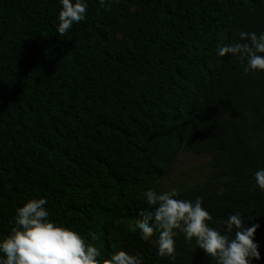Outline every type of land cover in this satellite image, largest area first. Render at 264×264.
Returning <instances> with one entry per match:
<instances>
[{
	"label": "trees",
	"instance_id": "1",
	"mask_svg": "<svg viewBox=\"0 0 264 264\" xmlns=\"http://www.w3.org/2000/svg\"><path fill=\"white\" fill-rule=\"evenodd\" d=\"M86 2L60 35L59 0H0V239L43 197L104 259L214 264L179 230L175 258L159 257L134 227L144 193L187 150L211 154L212 172L177 198L201 197L212 227L237 211L259 224L251 264H264V72L216 54L239 31H264V0ZM123 30L131 47L115 40Z\"/></svg>",
	"mask_w": 264,
	"mask_h": 264
},
{
	"label": "clouds",
	"instance_id": "2",
	"mask_svg": "<svg viewBox=\"0 0 264 264\" xmlns=\"http://www.w3.org/2000/svg\"><path fill=\"white\" fill-rule=\"evenodd\" d=\"M62 5L56 17L60 35L86 18V0H59ZM103 7L107 0H98ZM216 54H231L243 67L245 75L264 72V31H239L234 43L217 48ZM256 186L264 192V168L254 173ZM175 188L166 192L148 190L143 199L150 210L141 211L134 227L141 239L149 241L158 233L156 255L175 258L177 230L188 242L211 257L214 264H251L261 258L254 234L259 224L247 226L239 211L227 216L217 227L210 226L212 216L203 206L201 197L195 201L178 199ZM47 200L28 199L16 209L14 226L0 239V264H144L139 253L130 255L124 250L111 253L106 259L101 251L77 231L57 223L46 207Z\"/></svg>",
	"mask_w": 264,
	"mask_h": 264
},
{
	"label": "rangeland",
	"instance_id": "3",
	"mask_svg": "<svg viewBox=\"0 0 264 264\" xmlns=\"http://www.w3.org/2000/svg\"><path fill=\"white\" fill-rule=\"evenodd\" d=\"M115 40L125 47H131L133 44V40L126 30L118 33ZM211 160L212 155L209 153L198 154L181 150L172 164L171 171L156 182L152 190L159 193L175 188L178 191L206 181L212 172ZM149 241L157 247L155 239L151 238Z\"/></svg>",
	"mask_w": 264,
	"mask_h": 264
}]
</instances>
